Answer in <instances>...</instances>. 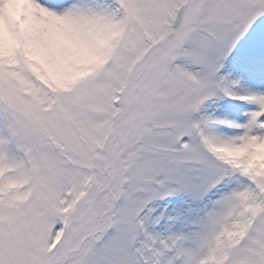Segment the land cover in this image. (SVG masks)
I'll return each mask as SVG.
<instances>
[{
    "label": "snow or ice",
    "instance_id": "6c2138e0",
    "mask_svg": "<svg viewBox=\"0 0 264 264\" xmlns=\"http://www.w3.org/2000/svg\"><path fill=\"white\" fill-rule=\"evenodd\" d=\"M0 264H264V0H0Z\"/></svg>",
    "mask_w": 264,
    "mask_h": 264
}]
</instances>
